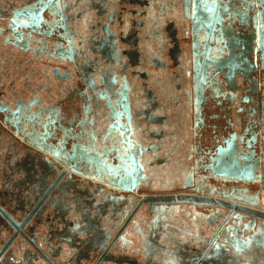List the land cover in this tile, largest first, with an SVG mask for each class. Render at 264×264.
<instances>
[{"label": "flooded vegetation", "instance_id": "1", "mask_svg": "<svg viewBox=\"0 0 264 264\" xmlns=\"http://www.w3.org/2000/svg\"><path fill=\"white\" fill-rule=\"evenodd\" d=\"M263 8L0 0V264H264Z\"/></svg>", "mask_w": 264, "mask_h": 264}, {"label": "water", "instance_id": "2", "mask_svg": "<svg viewBox=\"0 0 264 264\" xmlns=\"http://www.w3.org/2000/svg\"><path fill=\"white\" fill-rule=\"evenodd\" d=\"M261 1H262V4H264V0H261ZM260 15H261V18L258 21L259 27L257 28V43H258L259 48L256 52L260 56L261 60L264 63V8L262 9ZM262 67H263L262 69H264V65ZM263 169H264V166H263ZM245 173H247V172L244 171L242 169V166H241V175H245ZM224 176H228V174H224ZM250 208L252 209V207H250ZM253 208L257 211L250 210V211H248V213H246L247 215L245 217L252 218L254 216H258V217L264 218V211H261V210L258 211V209H259V203L258 202L255 203ZM252 212H254V213H252ZM256 213H259V215H255Z\"/></svg>", "mask_w": 264, "mask_h": 264}, {"label": "bare ground", "instance_id": "3", "mask_svg": "<svg viewBox=\"0 0 264 264\" xmlns=\"http://www.w3.org/2000/svg\"><path fill=\"white\" fill-rule=\"evenodd\" d=\"M262 206H263V208H264V201H263V203H262ZM262 206H261V207H262Z\"/></svg>", "mask_w": 264, "mask_h": 264}]
</instances>
